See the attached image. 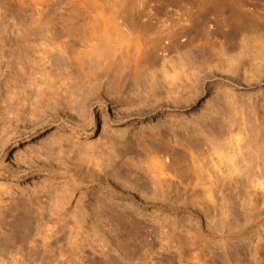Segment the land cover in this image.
I'll return each mask as SVG.
<instances>
[{"label":"rangeland","instance_id":"1","mask_svg":"<svg viewBox=\"0 0 264 264\" xmlns=\"http://www.w3.org/2000/svg\"><path fill=\"white\" fill-rule=\"evenodd\" d=\"M128 18L136 20L133 29L121 24ZM241 18L264 22V0H0V231L6 228L4 209L17 197L40 193L43 189L61 196V203L51 206L45 203L47 210L33 205V218L39 224L31 226L30 234L0 233V264H264V189L255 185L257 180L253 178L258 172L264 173L263 163L259 162L257 169L253 160L235 176V181L227 179L220 183L214 192L215 202L209 203L202 201L192 178L173 170L166 174L164 186L170 184V188L165 193L149 182L141 188L134 174L127 178L114 177L108 170L110 166H106L107 157L117 164L128 160L130 166L131 163L148 166L152 159H163L170 153L169 149L153 151L151 144L141 139L137 145L136 136L143 132L145 139L149 131L159 127L165 133L164 140L185 145L186 135L179 123L193 128V120L209 115L217 95L225 91L236 100L225 111V119L231 117L233 123L224 122L222 134L226 136L223 147L229 145L225 148L231 154L235 133L240 134L244 127L250 131L254 115L258 120L264 118V63L260 58L257 63L250 59L251 52L235 74L227 68L226 71L198 68L195 62L190 67L182 66V60L177 58L180 52H171L174 56L169 64L176 65L174 71L188 67V72H199L195 79L198 94L181 95L192 99L187 105L172 103L171 96L177 91L162 81L161 76L164 68L174 71L171 64L162 67L159 61L154 67L149 66L147 72L143 70L146 75L154 70L158 76L157 82L154 81L159 85L150 83V72L149 76L145 75L147 79L139 82L137 78V84L131 83L120 91L107 92L106 84H102L93 97L79 101L76 96L75 104L67 101L68 96L63 95V99L54 96L42 112L30 117L27 111L15 110L22 101L17 104L15 97L21 95L18 80L38 78L39 74L34 73L37 66L50 73L48 78L53 83H46L54 90L59 87L60 66L73 63L75 56L100 61L99 69L103 64L112 65L114 71L124 67L128 74L132 72L129 65H133L136 57L147 65L144 54L136 56L133 46L136 39L143 47L145 41H142L161 22L176 20L193 22L194 27L188 29L193 43L205 44L223 56H230L243 46L227 47L218 22ZM116 22L121 25L116 27ZM147 24L152 26L149 28ZM254 29L236 30L239 37L250 31V36L264 37V27ZM90 34L94 35L92 39ZM119 39L123 42L120 40L122 44L117 45ZM45 43L47 52L41 51ZM57 43L63 44L62 49ZM250 61L260 67L261 77L248 80ZM142 74L139 78H144ZM43 78L42 75L37 81ZM90 121L94 123L87 133ZM76 124L79 127L73 131ZM55 136L62 137L60 141L66 149L72 143L91 147L82 152L67 149L60 154L49 149ZM241 143L246 144L245 137ZM223 163V168L229 164ZM235 163L243 168L240 155ZM110 207L125 212L131 219L123 221L115 216L112 222H107L104 215Z\"/></svg>","mask_w":264,"mask_h":264},{"label":"bare ground","instance_id":"2","mask_svg":"<svg viewBox=\"0 0 264 264\" xmlns=\"http://www.w3.org/2000/svg\"><path fill=\"white\" fill-rule=\"evenodd\" d=\"M255 19L252 18V21H250V20L248 21V19L244 20L242 18L241 19H222L221 21L218 22V26L223 31L224 41L227 42V47H229V46L234 47V46H237L238 44L243 46V47L241 46L242 49H241V51H239L241 53H239L237 51L238 53L232 54L233 56L232 55L223 56L222 52L212 50V48L210 46H207V45L202 44V43H193L191 36L188 33V29L194 27L193 22L189 21V23H188V22H185L184 20L182 22L176 20V21H172V22L171 21L170 22H168V21L164 22L163 21V23L161 22L159 24L160 26L157 27V30L152 31L153 34L152 33H151V35L149 34V36L146 37L147 39L142 41V42L145 41L144 42L145 44L143 47L141 46V44H139L137 42L138 39H136L137 41H136L135 45H133V46H135V52L137 55L134 54V57H135V55L139 56L140 54H144L143 57H144V60H145L147 65L145 67V65L143 63H141L142 61L141 62L138 61V57H136L134 59L135 61L132 58L134 63L132 62L133 65H131V66L129 65V67H132V70L130 68V70L132 72L128 73L129 75L132 74V77H128L129 75L127 74V71L126 72L124 71V67H119L118 70L114 71L111 67L112 65L110 66V64H103L102 68L99 69V66H100L99 62L100 61L94 60V59L90 58L89 56H88L89 59L85 58L87 61L84 60V58L81 59L79 56H75L74 62L73 63L70 62L67 65L69 67L60 66V70L58 72V75H61V77H59V79H58L59 87H56V90H54V89L49 88V84H47L49 82L53 83L51 81V79L48 78L49 72L46 71V69L43 68V66H41L42 68L37 66L38 69L37 68L34 69V73L39 74L38 78L43 75L45 79L44 78L40 79L41 81L39 80L40 81L39 82V81H37L38 78L33 76V77L29 78L28 80H26V82H24L22 79L18 80L19 83L17 86L20 88L21 95L20 94L17 96L15 95V97L17 98V104H18L19 100L22 99V101L19 102V104L21 103V106L19 105L20 107H17L15 110L17 111V109H21V110H23V112L27 111V114L30 117V114L33 116V114H35V113L42 112V110L44 109V106H48L50 103V100H52V98L54 96L56 99H60V98L63 99V95L68 96L70 98V99L67 98V101L72 100L73 104H75V103H78V101L75 100L76 96L78 97L76 99L79 101L93 97L94 95L97 94V92H98L99 88L102 86V84H104V85L106 84V86H105L106 90L105 91H107V92L108 91L111 92L112 90L120 91L122 89H125V87L128 88L127 86L128 85L130 86L131 83L134 85V83H136L137 78L139 79L138 80L139 82L143 81L144 79H147V78H145L146 73L144 71H146L147 68H149V66L154 67L153 65H155L159 61H162L161 62L162 67L165 64L170 65L172 62L170 64H169V62L171 61L172 56H174V55H170V54L173 51L176 53L180 52V53H178V54H180L179 56H177L176 53H175V55L177 56V58L180 57V59L182 60V62H180V59L178 60V62L182 63L181 64L182 66L183 65H187V66L189 65V67H190V64L193 65L192 63L195 62L198 65L197 66L198 68H199V66H205L206 68H208V70H210L211 68H215V69L219 68L222 71H226V68H227L228 70L233 71L235 74L238 72V69L240 68L241 63L246 61L244 59H246L245 56H247V57L249 56V52H251V55L249 56L250 59L255 60L257 63V58H260L259 60H262V62L264 63V53H263L264 52V37L259 38L260 37L259 34H255V35H251V36L248 34L251 31H253L254 28L259 30L260 28L264 27V22H262L260 20H255ZM123 23H124V25L126 24L132 29L134 28V26L137 25L136 20H133V18H131V19L128 18V19L124 20L123 22H121V24H123ZM121 24L119 22H116L115 26L116 25L120 26ZM150 24H147L149 26V28L152 26ZM144 25H146V24H144ZM156 26L153 29H155ZM241 27L244 28V32L251 29V31L247 33L249 36L247 34L243 33L242 35H240L241 37H239L236 29H240ZM182 30H184V31H182ZM91 33H94V31H91ZM89 36H90V39H92L94 37L93 34H90ZM133 38L131 37L132 40H133ZM120 40L121 39L116 41L117 45L119 42L122 44L123 41L121 40L122 41L121 42ZM257 41H259V42L252 44V42H257ZM125 43H127V42L125 41ZM258 44H259V47L256 48V45H258ZM117 45H115V46H117ZM123 45H125V44H123ZM246 45H248V46H246ZM57 46L61 47V49H62L63 44L57 43ZM133 46H132V48H133ZM250 46H253L255 48L250 49L249 48ZM45 47H46V43L43 46H41V51L43 50V51L47 52V49ZM126 47L128 48V44ZM133 51H134V48H133ZM43 53H45V52H43ZM249 57L247 59H249ZM141 59H143V58H141ZM214 59H216V60L213 61ZM172 61H174V60H172ZM198 61H200L201 63L200 62L198 63ZM211 61H213L214 63ZM247 61H249V60H247ZM178 62H176V63H178ZM253 62L250 61V63L252 64V68L249 69L250 73L248 72L249 73L248 80L255 79V77L256 78L261 77L260 76L261 72L259 71L260 67L257 66V64L255 62L254 63ZM124 63H126V62H124ZM129 63H131V62H129ZM140 64L141 65L143 64L144 66L141 67ZM174 65L171 64V66H170L172 71H174L173 70ZM181 65H179V66H181ZM260 65H263V64L261 63ZM94 67L96 69L98 68L99 70L93 69ZM192 68L194 69L195 66L191 67V69ZM231 68H233V69H231ZM126 69L127 68H125V70ZM110 70L112 71V73ZM187 70H188V67H187ZM187 70L185 69V67H182V69H180V70L174 71V73L169 72L168 69L165 70V68L162 70V76H161L162 77L161 79H163L162 81L169 83L171 85V88L173 86L175 88L174 91H177V93H175V94L172 93L173 96H171L173 98L172 103H176V105H178L179 103L180 104L184 103L187 105L189 103V99L192 100L191 98H188V96L187 97L181 96V95L185 94L186 92L187 93L190 92L191 94L189 96H191V97L198 94V89L195 86V84H196L195 79L198 76V74H197L198 71L193 73V71L190 72V70H189V72H188ZM150 72H152V73H150ZM150 72H149L150 76H152L151 77L152 80L150 79V77H148V79L150 80V83L152 81V83L154 82V84L157 85L159 83V82L156 83L158 80L157 79L158 76H156V73L154 72V70H151ZM149 73L147 74L148 76H149ZM72 74H75V75L71 76ZM140 74H142L141 76L144 75V78H142V77L139 78ZM193 74L195 76L192 78L191 76ZM102 75H105L106 78L104 77L105 79L100 80V81L97 80V79H100ZM147 75H146V77H147ZM200 75H202V74H200ZM110 77L112 79H110ZM204 78H205V76H204ZM245 78H247V77H244V79ZM65 79H66V81H64ZM202 79H201V81H202ZM184 80H187V83ZM198 80H199V78H198ZM46 81H47V83H46ZM16 82H17V80H16ZM41 82H43L45 85H43V83H41ZM162 84H163V82H162ZM165 85H167V84H165ZM153 86H155V85H153ZM50 87H52V86H50ZM199 87L202 88V84ZM169 88H170V86H169ZM170 90H172V89H170ZM107 92H105V93H107ZM225 92H224V94L222 93V95H221L222 97L217 95L218 97H217L216 101L213 100L214 103H212V106H214L213 107L214 109H211L209 115L205 114L204 115L205 117H202V115H203L202 114V115H200L203 118L202 119L200 117L202 120L201 119L193 120L192 124L197 125L196 127H195V125H193L194 127L192 126L193 128L189 129L188 124H183L182 122L179 123L178 126L182 127V129L186 135L187 141L185 142V145L182 146L181 144L170 143V141L164 140L163 139L164 134H165L164 131L162 129H160L159 127H157V128L155 127L156 129L149 131L146 134L147 136L145 135V137H147L145 139H144L143 132H140L139 136H136L135 141L137 142V145H138L140 139L142 141L147 140V142L149 144H151V145H149L151 147V149L153 148V151H156V152L157 151H165V150L169 149L170 153L168 155H166L163 159H152L151 158L152 163H150V165H148V166H143L140 163H138V164H134V163L132 164L131 163V166H130L129 161L125 160V159H123V160L121 159L123 162L120 164H117V163H119L117 161H115L117 163L114 162L115 163L114 164V163H112L113 161H109V160H112V158L110 159V157L106 156L107 158H109V160L108 159H107V161L105 160L106 166H108V167L110 166V168L108 170H110L111 174H113V176L117 177V178H121V177L127 178L128 176L130 177L131 174H134L136 177V180L140 181V183L137 181H136V183L137 184L139 183L141 188L146 187V185L148 183L146 184L145 182H149V184L151 183V184H154L156 186L158 185L159 188L161 189V191L165 192V193L169 192V188H170V184H167V186H164V183L167 181L166 174H168V170H171V171L173 170V171H175L174 173H176L180 176H183V177L189 178V179L192 178L193 186L197 187L198 190L201 192V198H202V201L204 203L215 202L214 192H215V189H218L220 183H224L227 179L235 181V179H236L235 176L240 174V171L242 172L243 170H246L247 167L249 166V164H251V162L253 160L255 162L257 169H259V162L264 164V118L258 120L257 115H254L255 118H254V122H253V127L251 128L250 131H247V129H245V127H244L240 131V134H238L239 131H237V133H235L234 142H235L236 150H234L235 147L232 146L233 152L230 154L227 151V150H229L228 148L230 146L225 145L226 147L229 146L227 149L225 148V146L223 147L224 137L226 138V136L222 137V134L224 131V125H225L224 122H226L227 125L233 123V120L231 121V119H230L231 117H229L228 120L225 119L226 118V117H224L225 111L229 110V107H232V105L236 101V100L234 101L233 96L230 97V96H228L229 94H227ZM47 93H50L49 94L50 96H45V94H47ZM187 93H186V95H188ZM223 95H225V96H223ZM166 96L168 97L169 95H166ZM81 98H83V99L81 100ZM263 105H264V103H263ZM69 106H72V104ZM230 109H232V108H230ZM239 110H240V108H239ZM20 111H19V113H20ZM241 111H239V112H241ZM15 114H17V113H15ZM232 119H233V116H232ZM241 119H242V122L244 123L243 114L241 116ZM187 121H191V119L188 118ZM93 123H94V121H90V123L87 124V126L89 127L87 133H90L89 130L93 127ZM202 126H204V127L202 128ZM78 127H79V125H77V124L73 125V127H72L73 131L75 129H77ZM205 129L207 131H205ZM242 131H244V137H245V142H246V144L244 143V145L241 143V140L244 139V137L242 136ZM232 134H234V133L231 132L230 135H232ZM58 135L59 134H57V136ZM61 139H62V137L56 138V136H55V139H53V141L51 142V144L49 146L50 148L49 147L48 148L50 150L53 149L57 153L61 154V153L65 152L67 149L72 150V151L77 150L78 152L79 151L82 152L84 150L87 151V149H89L91 147V145L89 146L86 143L85 144L84 143H77V144L76 143L75 144L69 143L70 146H68L69 148L66 149V146L65 147L63 146ZM63 139H65V138H63ZM226 140H228V139H226ZM230 140H228V141H230ZM229 143L231 144V142H229ZM242 146H244V147H242ZM72 151H70V152H72ZM235 152L237 153L236 155H235ZM39 154L37 153L35 155L40 157ZM238 155H240L241 164L243 165L242 169L239 168V166H237L235 163V159L237 158ZM152 156H150V157H152ZM224 161L229 162V164L225 163L227 166L226 168H223V164H224L223 162ZM132 165H134V168H132ZM116 166L118 168H116ZM122 166H124L123 167L124 169L119 168ZM246 176H247V174H246ZM261 177H262V179H261ZM263 177H264V173H262V175H261L260 172H258L257 175L256 174L253 175V178L255 180H257L255 185H257L261 189H264V178ZM50 190L43 189V190H41L42 192H40V193H38V191H37L36 193L34 192L33 194H29L26 197L25 196L24 197H17L16 199L12 200L11 203L8 206H6V208L4 209L5 215L3 218H5V219H3V222L6 226V228L1 230L0 233L1 234L4 233L5 235H8L12 232H21L24 234H30L31 226L33 224H35V225L39 224V222L33 218L32 208L35 206V208H37V209H41V208L44 209L46 207L48 208V206H46L45 203H48L47 205H50V206L53 203H54L53 205H55L57 203H61V196L55 194L56 192L52 193V191H50ZM53 191H55V190H53ZM40 196H41V198H40ZM47 208H46V210H47ZM49 209H51V208L49 207ZM127 215L125 212H116L114 208L110 207L109 209L105 210L104 216L106 217L107 222L110 223L114 220L115 216L124 221V220H126ZM128 219H131V218H127V220ZM109 229L110 228H108L107 230L109 231ZM5 235H4V238H5ZM51 235L54 236V234H51ZM56 241H57V239H56Z\"/></svg>","mask_w":264,"mask_h":264}]
</instances>
